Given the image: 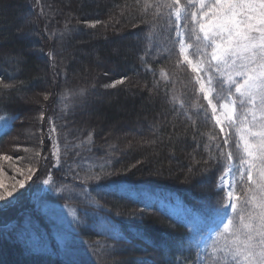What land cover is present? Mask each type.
Wrapping results in <instances>:
<instances>
[{"label":"trees","instance_id":"trees-1","mask_svg":"<svg viewBox=\"0 0 264 264\" xmlns=\"http://www.w3.org/2000/svg\"><path fill=\"white\" fill-rule=\"evenodd\" d=\"M111 1L116 8L120 7L123 23L125 24L122 31L131 29L129 30L130 33L138 34L137 44L135 48L133 47L135 49L134 54L128 60L130 65L128 67L124 65L121 71H124L128 76L132 75L133 72L137 74L136 76L139 79L144 80L145 89L143 91L137 90L138 95L132 93L129 96L128 94L125 95L124 84H118L115 87L112 85L104 86L103 88H106L108 92H117L119 96H116V100L111 102L110 105L101 106V113L107 121L115 122L124 117L126 113L139 112V102L142 95L146 94L148 89L146 85L149 83L148 85H150L153 92L154 89L158 90L155 92L160 95L161 101L166 107L165 109H168L170 115L173 116L162 129L163 135L170 138L168 144L171 146L169 147L173 152H178L183 155V158H186L185 161H181L182 169H185V171L189 169L194 173L195 171L207 169L206 173L209 175L207 176L208 185L205 184L203 190L202 182L201 184L200 181L191 179L186 172L178 173L171 171L170 168L166 171V174L173 176L172 183L165 180V176L163 177L164 181L155 180L151 176V178H148L147 173L150 169L148 166H133L131 159L129 160L127 156L119 157L120 159L115 158V148L104 152L102 147L104 143H99L102 137L97 134L95 128L87 127L80 130L83 131L82 134L75 133L77 134L75 135L73 132L72 136L66 138L61 129L55 128L61 153V162L58 169H62L61 171L68 176L67 180L69 178L77 179L79 183L77 186L83 188L85 192L84 200H76V202L71 200L75 203V206H78V215L81 218V223L75 222V225H77L76 233L82 236L90 234L93 238H102L103 241L108 243L113 242L116 248L118 246L122 247L119 252L123 253L121 258L128 260L127 263H134L138 259V261L143 260L151 264H195L198 255L197 240L199 235L206 233L209 226L223 213L212 215L206 209L208 198H219L218 189L215 186L217 177L225 170L229 162L225 159L222 151L216 147V145L222 143V135L218 128L204 117L200 105L206 102L201 99L199 92L193 88L194 76L192 72L188 68L177 66V55L170 39V35L174 37L175 34H170L169 31L172 25L171 22L167 21V8L159 9V12L163 13L160 16L152 7L153 3L158 2V0ZM10 2L12 5L25 4L24 12L29 10L31 14H34L37 6L35 0H10ZM68 3L66 5L70 8L72 5ZM145 12H147V15L144 14ZM117 16L111 20L112 26L121 27V19ZM100 17L101 23L96 24L95 27H91L90 24L87 29L101 30L104 27L105 18ZM86 19L89 20L91 17ZM15 23L16 15L12 12L4 14L0 7V62L5 53H9L12 58H15V65L14 63H12L13 66L10 64V71L13 73L0 72V78L5 79V81L3 80L5 83H11L13 79H16L14 81L20 80L21 83H16L17 87H14V89L22 91L39 86L41 79L39 80L36 76L37 62L32 56L33 54L27 52L29 46H32V42L17 37L16 29L13 26ZM116 23L117 25H115ZM55 31L46 40V44L42 43L39 44V47H35L42 50L43 53L48 52L47 59L44 58V54L42 56L47 67L51 70H58L62 74V82H60L67 81L68 83L72 75L65 74V66L63 67L64 71H61L60 66L64 61V57L57 51V44L65 36V32L63 31V35L59 36ZM67 64L69 66V63ZM73 68H76V63L72 64L70 69L73 70ZM14 89L5 90L3 88V90H0V97H2L0 99V152H3L5 142L15 132L17 124L26 116V106L24 107L19 99L15 97L14 92L16 90ZM160 91L161 93H159ZM48 98L50 99L48 101L52 102L50 107L55 123H58L61 117L67 121V115L70 111L69 100L64 97L63 101L54 95H50ZM153 101L154 105L157 106L159 100L153 97ZM120 105H123L125 109H123V112L120 110ZM63 106L66 115L59 112ZM175 128L178 130L179 136L171 138L169 135L175 131ZM41 129L44 130V128ZM31 130H34L33 126H31ZM182 130L184 133L180 135ZM74 131L76 132V130ZM213 137L216 139L213 140ZM63 144L80 150L87 158L99 159L101 164L105 166V171L113 169L126 171L123 177L125 183L118 190L103 186L98 187L87 179L89 175L100 172V167L97 168L96 166L92 172L79 168L77 171H79L78 175L80 176L76 175L78 172L74 174V172L69 171L70 166L64 172L63 167H66L67 161L63 155L65 152ZM115 147L117 146L115 145ZM99 149L102 150L104 155L101 156V153H98ZM32 151H34V156L28 153L25 158L28 157L31 161L34 158L37 163L44 152L38 151L35 153L36 150L34 149ZM48 151L50 152V148L45 150V152ZM180 157L182 158V156ZM209 157H212V159H209ZM206 161L207 163H205ZM76 177H79V179ZM174 180H177V182L174 183ZM85 181L87 182L84 183ZM168 205H181L184 209L190 211L193 217L178 216L168 208ZM108 209L112 210L113 215L108 213ZM137 210L141 211L143 215L135 218L129 215V213ZM94 212L103 216L111 225L115 224L116 229L126 239L117 244V241L112 239L109 234L100 232L98 226L91 224ZM117 212L120 215L114 216ZM34 216L39 225L46 226L42 221L44 218L43 211L34 214ZM14 217L13 211L8 212L5 216L0 214V264H62L65 257L60 254L57 248H53V250H35L30 246L21 236L18 222L12 220V218L18 220ZM84 221L87 222V226H81ZM135 232L141 233L142 238L134 237ZM128 253L131 256H128Z\"/></svg>","mask_w":264,"mask_h":264},{"label":"rangeland","instance_id":"rangeland-1","mask_svg":"<svg viewBox=\"0 0 264 264\" xmlns=\"http://www.w3.org/2000/svg\"><path fill=\"white\" fill-rule=\"evenodd\" d=\"M35 1L38 8L36 6L34 14H31L29 10L24 12L25 4L12 5L10 0H0L2 13L9 14L12 12L16 15V23L13 26L16 29L17 37L32 42V46H29L27 52L33 54L32 56L37 62L36 76L39 80L41 79L39 86L22 91L14 89V87H17L16 83H21L20 80L14 81L16 79H13L11 83H5L3 82L5 79H2V83H0V90H3V84L11 86L5 90H16L14 92L15 97L19 99L24 107L26 106L25 119L17 124L15 132L5 142L3 152H0V182L3 184L0 191L6 196L9 191L13 190L14 186L18 188L17 181L23 179L29 169L34 171L33 179L26 182V185H30L28 190L12 204H0V214L5 216L8 212L13 211L14 218H18V220L13 218L12 220L18 222L21 236L35 250H53V248H57L60 254L63 255L57 245L56 237L65 235L68 231L73 232V234L77 232L75 222L81 223V218L78 215V206H75V203L71 200L75 202L76 200H84L85 192L83 188L77 186L79 185L77 179L69 178L70 180H67L68 176L61 171L62 169L59 170L58 167L53 166L52 162L57 158L59 163L61 162L55 128L61 129L65 138L72 136L73 132L80 135L83 132L80 130L87 127L95 128L97 134L102 137L99 143H104L102 146L104 152L115 148V158L127 156L129 160L131 159L133 166H148L150 168L147 173L148 178L151 176L158 181L165 178V180L172 183L173 176L166 174V171L170 168L171 171L178 173L186 172L191 179L202 182L203 189L205 184L208 185L207 176L209 175L204 170L193 173L189 169H186V171L182 169L181 161H185L186 158H183V155L178 152L172 151L169 147L171 145L168 144L170 138L163 135L162 132L167 121H170L173 116L170 115L168 109H165L166 107L161 101L162 98L156 93L158 90L154 89L156 92H153L150 85H148L149 83L146 85L148 91L146 90V94L142 95L139 102V112L126 113L124 117L115 122L107 121L101 113V106L110 105L111 102L116 100L115 97L119 96L117 92H108L106 88H103L104 86L113 85L115 80L126 76L128 79L123 83L125 95L130 96L132 93L138 95L137 90L143 91L145 89L144 80L139 79L136 76L137 74L133 72L132 75L128 76L124 71H121L124 65L126 67L130 65L128 60L134 54L135 49L133 47L135 48L137 44L138 34L130 33L129 30L131 29L122 31L125 24L123 23L120 7L116 8L111 0ZM67 3L72 6L67 7ZM33 5L35 6V3ZM116 15L121 19H119L122 23L121 27L112 26L111 20ZM100 16L105 18L104 27L101 30L87 29L95 21L102 22ZM88 17H91V19L87 20ZM115 20L117 21V18ZM85 25L87 26L85 27ZM54 31L59 36L63 35V31L65 32V36L57 44V51L64 57V61L60 66L61 71H64L63 67L65 66V74L72 75L68 83L67 81L61 83L62 74L58 70H51L47 67L42 56L44 54V58L47 59L48 52L43 53L42 50L35 47H39V44L42 43L46 44V40L50 38ZM185 41L191 43L187 36H185ZM189 55L190 58L195 59L191 57V49H189ZM14 61L15 58H12L9 53H5L0 62V72L13 73L10 71V64L14 63L15 65ZM67 63H69V66H67ZM74 63H76V68L72 70L70 68ZM188 69L192 72L190 66ZM192 74L195 76V73L192 72ZM50 95L58 96L63 101L64 97L69 100L70 111L67 115V121L61 117L58 123H55L50 107L52 102L48 101ZM153 97L159 100L157 106L154 105ZM119 107L123 112V105ZM63 108L64 106L60 108L59 112L65 114ZM31 126L34 130H31ZM39 127L44 128V130ZM216 127L219 130V126ZM183 133L182 130L180 135H183ZM221 135L223 134L221 133ZM169 136L171 138L179 136L178 130L175 128V131L171 132ZM48 139H50L49 142ZM48 148H50V152H45ZM63 148L65 150L63 155L67 161L66 167H63L64 172L67 171L69 166V171L74 172V174L77 172L79 174V171H77L79 168L92 172L96 167L102 165L99 159L87 158L83 152L74 149L73 146L63 144ZM33 149L36 150L35 153L38 151L44 152L41 155L47 158V163L39 171H37L39 165L34 158L32 161L28 157L25 158L28 153L34 156ZM125 152L126 154H124ZM98 153H101V156L104 155L101 149L98 150ZM110 155L112 154L110 153ZM7 156H11L12 160L6 159ZM179 156H182V158H179ZM229 163H238V161L233 159ZM92 167L94 168L92 169ZM36 177H39V179ZM76 178L79 179V177ZM46 180L50 183H45ZM176 182L177 180H174V183ZM56 188L61 189V191L54 190ZM168 208L178 216L193 217L190 211L184 209L181 205H168ZM40 211H43L44 218L42 217V221L47 227L39 225L35 220L36 218H34V214ZM229 214V212H223L209 226L206 233L199 235L197 240L198 255L195 264H216L218 257L213 254L212 241L215 239V232L221 230L223 224L226 223L225 216ZM92 215L93 221L91 224L98 226L100 232L109 234L107 229L111 226L110 222L96 212ZM54 217L60 219H54ZM86 223L84 221L81 226H87ZM79 240L85 242L89 248L87 255L82 254V258L87 260H85L86 264H120L123 262L125 264H137L138 259L134 263H127L128 260H123L121 258L123 253L119 252L122 247H114L116 245L113 242L108 243L103 241L102 238H93L90 234L78 235ZM127 255L129 256L130 253ZM146 255L148 256V254ZM129 261L132 260L129 259Z\"/></svg>","mask_w":264,"mask_h":264},{"label":"snow or ice","instance_id":"snow-or-ice-1","mask_svg":"<svg viewBox=\"0 0 264 264\" xmlns=\"http://www.w3.org/2000/svg\"><path fill=\"white\" fill-rule=\"evenodd\" d=\"M152 7L160 16L159 9L167 8V21L172 25L169 31L175 34L170 39L177 66H190L195 73L193 88L206 102L200 105L204 117L223 134L216 147L226 160L238 161L229 163L217 177L219 198L206 201L210 214L230 213L212 241L216 264H264V0H158ZM99 23L95 21L91 27ZM185 36L191 43H186ZM189 49L195 59L190 58ZM127 79L121 77L112 86ZM10 87L3 84L4 89ZM5 158L12 160L11 156ZM46 163L47 158L41 157L37 171ZM52 163L60 166L58 158ZM125 174L115 169L105 171L101 165L100 172L87 179L98 187L118 190L125 183ZM33 175L29 169L17 181L18 188L14 186L6 196L0 191V204H12L23 196ZM107 211L113 215L111 209ZM129 215L135 218L143 213L137 210ZM107 230L117 244L126 239L115 224ZM78 235L68 231L56 237L65 257L62 264H86L82 254L87 255L89 248L78 241ZM134 237L142 238V234L135 232ZM137 264L146 262L139 260Z\"/></svg>","mask_w":264,"mask_h":264}]
</instances>
